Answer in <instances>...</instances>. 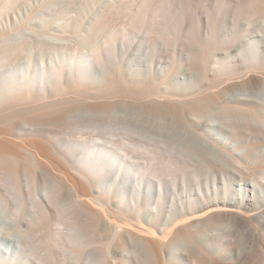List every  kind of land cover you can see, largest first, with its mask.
<instances>
[{"label":"bare ground","instance_id":"1","mask_svg":"<svg viewBox=\"0 0 264 264\" xmlns=\"http://www.w3.org/2000/svg\"><path fill=\"white\" fill-rule=\"evenodd\" d=\"M263 1L250 0L255 5ZM15 2L4 0L3 7ZM124 5L125 0H112L86 30V14L54 31L46 19L29 26L28 16L20 18V28L0 27V264H126L129 258L118 247L127 237L135 241L139 264H162L165 238L174 241L183 235L182 243L191 244L198 228L214 220L224 226V236L232 235L234 215L241 214L235 205L211 194L198 200L192 192L182 195L183 205L171 216L168 230L159 231L165 198L155 176L161 168L173 163L187 167L188 161L235 166L237 161L212 139L192 131L176 113L116 110L129 105V95L154 88L160 79L151 60L142 65L131 57L130 67L123 61L131 37L158 12L154 0L128 7V21L136 32L121 52L115 50V36L107 45L97 44L104 19ZM177 16L165 31L169 41L183 25V15ZM184 35L189 57L201 65L210 38L202 39L194 24ZM83 43L91 49L81 50ZM257 53L263 59L264 47ZM253 79L262 85L252 87ZM263 81L250 73L239 80L242 94L259 100H240L238 110H225L229 124L264 129L262 117L254 113L264 110ZM200 101H187L183 107ZM167 105L162 99L151 103L153 109ZM65 122L79 135L61 137ZM235 169L246 167L238 163ZM256 205V213L262 214L264 182H259ZM240 220L249 226L245 249L259 251L264 260V221L257 230L248 217ZM214 246L218 256L226 255L227 242ZM196 251L200 257L194 261L200 264L202 250ZM211 262L220 264L216 258Z\"/></svg>","mask_w":264,"mask_h":264},{"label":"rangeland","instance_id":"2","mask_svg":"<svg viewBox=\"0 0 264 264\" xmlns=\"http://www.w3.org/2000/svg\"><path fill=\"white\" fill-rule=\"evenodd\" d=\"M111 1L16 0L13 5L3 7L4 0H0V7H3L0 11V27L13 30L20 28V18L28 16L29 26L46 19L50 31H54L86 14L82 26V30H86L87 23L101 9L109 6ZM140 1L125 0L122 10H114L104 19V25L96 35L99 43L95 42L107 45L108 38L115 36L118 45L115 50L121 52V47L136 32L128 21L131 18L128 7ZM154 1L159 7L158 12L150 15L149 22L131 37L133 40L123 61L130 67L131 57L141 60L142 65L151 60L153 71L160 78L157 80L158 85H153L154 88L141 94H134L136 96L129 95L126 98L129 105L116 110H165L176 113L192 131L209 137L216 147L228 151L237 161L235 166L240 163L246 167L238 171L235 166L220 161H215L216 165L188 161L187 167L173 163L159 170L155 180L165 198L161 203L160 232L168 230L166 226L171 216L183 205L182 195L186 196L189 192L198 200L211 194L220 202L234 204L236 210L241 212L234 215L236 220L232 222L233 232L229 237L222 234L224 226L218 224L220 221L214 220L198 228L191 244L182 243L183 235L174 241L170 237L165 238V262L162 264H198L194 261L200 257L196 249L202 250L204 257L200 259V264H212L214 258L220 264H264L259 251L245 249L249 226L240 220V217H248V223L254 229L264 221V208L262 214L256 213L259 182H264V129H246L241 124H229L224 119L225 110H238V101L259 100L255 96L242 94L238 82L247 73L259 74L264 80V58L259 59L257 53L259 48L264 47V1L259 5L251 4L250 0H192L185 4L171 0ZM177 13L183 15V25L180 33L169 41L165 31L178 19ZM192 24L202 39L210 38L209 50L201 65L188 55L189 43L184 31ZM91 47V44L84 43L80 46L81 50ZM251 82L254 88L262 85L254 79ZM210 95L215 96V100L209 99ZM154 99L165 100L168 107L153 109L151 103ZM198 99L202 101L192 108L183 107L187 101ZM254 113H258L264 121V110ZM71 127L65 122L60 128L61 137L79 135ZM101 224L106 227L109 225L105 219L101 220ZM178 229L175 228L174 232ZM262 238L260 247L264 249ZM221 241L228 244L224 256H218L214 246ZM135 246L133 237H127L118 247L129 258L126 264H139Z\"/></svg>","mask_w":264,"mask_h":264}]
</instances>
